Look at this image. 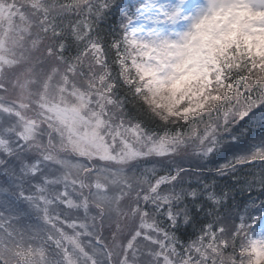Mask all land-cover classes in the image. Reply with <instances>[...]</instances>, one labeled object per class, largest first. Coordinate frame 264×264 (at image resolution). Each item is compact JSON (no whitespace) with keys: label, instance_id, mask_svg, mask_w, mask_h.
Wrapping results in <instances>:
<instances>
[{"label":"snow or ice","instance_id":"6c2138e0","mask_svg":"<svg viewBox=\"0 0 264 264\" xmlns=\"http://www.w3.org/2000/svg\"><path fill=\"white\" fill-rule=\"evenodd\" d=\"M68 41L83 50L65 56ZM254 110L264 113V0H0V176L16 190L0 187V264H264V199L250 198L255 211L231 231L206 224L185 244L184 201L198 199L176 190L188 169L136 179L139 162L192 145L207 160ZM251 148L216 175L264 163V137ZM204 191L208 209L227 200ZM21 201L44 228L14 226ZM112 217L138 223L124 245L117 225L109 249L98 228Z\"/></svg>","mask_w":264,"mask_h":264},{"label":"trees","instance_id":"16d2710c","mask_svg":"<svg viewBox=\"0 0 264 264\" xmlns=\"http://www.w3.org/2000/svg\"><path fill=\"white\" fill-rule=\"evenodd\" d=\"M63 2V0H61ZM120 0H117L119 3ZM110 19H114L111 17ZM69 20L75 21L76 17H65L64 23H67ZM61 21L57 20V23ZM114 25L110 22V20H105L99 24L97 27V31L100 33H108L109 29L112 28ZM67 31V30H66ZM49 43H55L50 39H45L44 45H48ZM69 47L68 50L64 53L65 56H68L69 53L72 57L77 55V49L83 50V44H77L74 41H68ZM37 56H40L41 53H36ZM109 64H111V58H109ZM255 115L252 116L250 120L246 118L247 122L241 121L239 123H233L230 128V132H221V136L224 139L225 146L221 148L219 152L214 153L211 157L207 160L202 158H198L196 164H193L190 168L185 167L188 169L186 173L183 174V180L177 187V191L183 190L185 192H190L195 190L198 194L197 201H191L185 199L184 203L192 209V216L193 220L191 225L185 231L181 229L182 241L187 244L192 240H195L197 235L200 234L202 229L206 224H211L213 228L225 226L230 231L234 229L235 225L239 222V217L241 214H246L247 216H251L255 211L249 205L250 198L256 199L257 201L260 199H264V186L260 184L261 174L264 173V163L255 162L253 164H245L243 166H239L236 168L235 172L229 171L228 175L226 176H218L215 173V170L219 165L226 163L229 160L234 159L236 156L248 155L250 154L253 144H258L261 140V137H264V113L260 110H254ZM207 119V117H206ZM215 119V117H213ZM203 127V126H201ZM230 136H237L239 147L231 146L228 144V140ZM195 146V145H194ZM191 148V146H190ZM164 164V167H161V164ZM138 169L136 172V179L143 180L148 179V181H154L156 176L164 175L169 170V167L173 165L172 161L169 159L159 160V158H151L149 161H141L137 164ZM148 165L150 170L151 168L155 167L156 171L153 174L151 171H147L148 175L141 176V173L145 172L144 166ZM146 173V174H147ZM4 179L0 177V180ZM146 179V180H147ZM140 186V185H138ZM205 186H207L208 191L214 192L216 194H221L224 192L228 193L227 200L223 201L222 204L219 206H214L211 209H208V204L205 200L206 193L204 191ZM56 190H60V186H56ZM30 189L28 188L26 194H28ZM196 206H203L206 209V212H202L197 214L195 212ZM91 214H95V209H90ZM79 218H83V214L79 215ZM161 223L166 224L163 217H158ZM123 221L122 219H118L112 217L111 219H106L105 225L102 229L98 228V232L102 235L107 243L109 249L112 248V234L116 232L117 225L119 228L121 226L120 223ZM40 225V221H37ZM138 223L137 221L134 223V227L129 230V233L122 239L124 244L131 238L132 232L135 230V224ZM22 226L28 227V223L26 221L20 220L19 228ZM43 225H41L42 227ZM41 229L37 227V230ZM66 231L71 234L70 229H66ZM122 233L121 228L117 234ZM87 241L88 238H81V241ZM136 246L140 248L141 252H145L148 246L146 242L142 240H137ZM242 243L241 239H237L235 241V248L238 251L240 244ZM233 252V245L229 244V248L225 251L224 258L227 260L228 255ZM115 259V255L113 257ZM141 259L147 260L146 256H142Z\"/></svg>","mask_w":264,"mask_h":264},{"label":"rangeland","instance_id":"374dc122","mask_svg":"<svg viewBox=\"0 0 264 264\" xmlns=\"http://www.w3.org/2000/svg\"><path fill=\"white\" fill-rule=\"evenodd\" d=\"M5 98L6 100H14L16 99V93L15 91H13L11 88L9 89V92L7 94H5ZM194 145L190 147H188L187 149H183L180 151L179 155L178 156H175V157H171L170 160L172 161L173 165H176V166H182V167H191L193 164H196V162L198 161V158L196 155H194L193 153V149H194ZM71 159H75V158H71ZM164 159H169V158H164ZM203 159V158H202ZM205 160V159H204ZM114 167V166H113ZM137 169L138 165H136ZM144 169L147 170L149 169V166L146 165L144 166ZM148 175V173L146 174V176ZM145 176V177H146ZM149 176V175H148ZM3 178V176H0ZM147 179V178H146ZM148 180V179H147ZM0 187H4V188H8L10 192H15L16 190L8 183L7 181V177L4 176V179L0 180ZM25 188V194L29 188V186L26 184L24 186ZM4 197L3 196H0V199H3ZM14 210L15 211H18V212H24V213H27V215H24V216H21V218L19 220H14L13 221V224L15 227L19 228V224H20V220H23V221H26L28 223L29 226H31V228H33L34 230H37V227L39 228H44L45 226L40 223L37 222L39 220H37L36 218V214L34 212H30L29 209H28V206L27 204H25L24 202H19L18 204L14 205ZM0 212H4V209L3 208H0ZM5 215H9L8 212H5ZM123 221L119 222L120 223H123L121 224L120 228H121V231L122 233H119L117 234V240L115 241L116 243H119L121 245H124V242H122V239L124 238V235L125 236L129 233V230L134 227V223L136 222H133L131 220H128V219H122ZM41 225H43L41 227ZM136 225V224H135ZM21 228H25L24 226H22ZM83 244L87 245L88 244V240L87 241H81ZM113 243V241H112ZM86 250H89L91 251V249H86Z\"/></svg>","mask_w":264,"mask_h":264}]
</instances>
